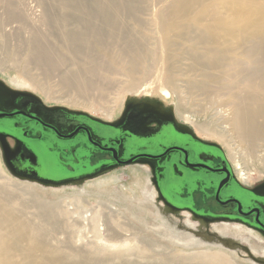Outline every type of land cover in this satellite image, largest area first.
<instances>
[{
	"label": "bare ground",
	"instance_id": "obj_1",
	"mask_svg": "<svg viewBox=\"0 0 264 264\" xmlns=\"http://www.w3.org/2000/svg\"><path fill=\"white\" fill-rule=\"evenodd\" d=\"M42 1L51 2L50 6L47 5L46 9L38 6L41 8L37 10V5L29 0H0V35L5 39L15 35L17 45L30 42L22 51L23 56L28 53L27 62L49 69L53 75L59 72L65 82L82 83L90 90H97L100 85L103 86V81H108L116 86L126 85V92L134 93L147 83L148 88L154 89L163 98L178 102L176 116L186 122L189 118L186 115L193 113L187 107L185 109L180 94L173 97L178 90L176 80L181 75L178 74L181 69L179 48H184L183 53H187L192 61V65H187V71L196 73L192 70L199 69L201 73L199 80H189L185 83L186 87L203 92L213 104H219L216 106L219 108L218 126L213 121H195L194 124L190 122L193 128L205 139L216 141L223 147L236 177L245 186L251 185V176L264 175V0H162L154 20L158 31V40L154 41L157 44H151L154 42L151 41L153 35L145 38L133 36L130 30L128 32L122 27L125 21L122 20L123 24L119 22L124 16L137 18L133 9L145 0ZM49 22L57 23L56 27L43 33L40 26L43 29ZM69 22L76 30H63L65 26L71 27ZM115 47L119 48V52H113ZM6 62L7 57L0 53V72ZM158 64L162 70L156 73L157 76L151 75V69L147 68ZM124 72L128 74L125 83L117 79ZM9 80L13 86L29 87L22 81ZM111 118V113L105 117L106 120ZM216 127L222 131H216ZM131 174L138 178L141 172L133 171ZM2 185L0 205L13 201L12 193L29 196L30 202L35 200V204L40 202H36L37 196L34 197L29 189L11 185L13 192L6 188L7 184ZM105 209V220L111 221L115 211L112 207ZM126 226L130 229L134 227L131 223ZM227 226L219 224L211 229L231 235ZM129 228L120 225L111 229L106 226L105 233L108 238L125 239L128 237L126 233L131 232ZM34 229L12 213H0V261L9 253H15L24 256L25 264H67L62 262L71 257L76 259L73 264H141L130 263L126 259L130 252L120 254L121 250L119 254L115 253L113 261L102 257L103 252L94 253L91 258V255L87 256L91 253H81L83 250L74 256L62 248H49L41 242L38 230ZM25 241L27 244L23 246ZM115 254L112 253V256ZM193 255L187 258H179V255L173 260L144 261V264H233L221 252Z\"/></svg>",
	"mask_w": 264,
	"mask_h": 264
},
{
	"label": "rangeland",
	"instance_id": "obj_2",
	"mask_svg": "<svg viewBox=\"0 0 264 264\" xmlns=\"http://www.w3.org/2000/svg\"><path fill=\"white\" fill-rule=\"evenodd\" d=\"M29 1L33 2V5L35 4L37 7L41 6L43 8L47 7V5L50 6L51 3H43L42 0ZM161 4L162 0H145L139 2L137 8L133 9L138 19L135 16L134 19L130 18L131 16H126L125 18L123 15L124 18L121 17L119 22L123 24V21H125V26L122 25V27L128 32L131 31L130 33L133 36L139 35V37L142 36L143 38L144 36L145 38L146 36L151 37L153 35L151 37L153 40L151 41L158 40V31L156 30V25H154L156 22L154 20H156V10L160 8ZM41 7H38L37 10ZM151 13L154 14L152 15ZM151 22L153 23L150 24ZM52 23H45L43 29L40 26L41 31L43 33L51 31V28L56 27L54 25L57 24L55 22ZM68 24L71 27L65 26L63 30H76L75 26H72L70 22ZM129 26L133 27L130 28ZM154 26L155 29H153ZM19 34H22V32ZM12 37L5 39L0 35V53L7 57L8 60L6 66L1 68L3 71L0 72V79L15 90L35 98L47 108L87 115L105 123L118 120L128 104L143 105L163 111L165 109L173 110L175 112V107L178 102L163 98L154 89L148 88L147 83L138 92L134 93L126 92L128 88L126 85L116 86L115 83L111 84L108 81H103V86L100 85V88H97V90H90L82 83H67L63 80L59 72L57 75H53L49 69L27 62L28 53H25V56H23L22 54L24 52L22 51L30 45V42L19 43L17 45L15 35ZM154 43L157 44V41L151 44ZM112 50L113 52H119L118 47ZM179 50L180 54L179 52L178 54L181 59L179 64L181 69L178 71V74L181 73V75L179 74L176 80L178 81L176 82L178 90L176 91L177 94H173V97L180 94L179 98L185 109L187 107V110L193 113L192 115H186L189 118H187L188 121L185 123L194 127L192 124L195 121H207L209 123L213 121L218 126L219 108L216 106L219 104H213L208 99V95H203V92L191 91L190 88L188 89L186 87L185 83L189 80H199L201 73L199 69L192 70L196 73L187 71V67L192 61L189 60L190 58L187 53H183L184 48H179ZM14 53L20 54L15 57L13 56ZM154 66L148 67L147 69H151L149 70L151 75L157 76L160 69L162 70V66L159 64ZM121 75L123 78L117 76V79H121L123 83L126 80L128 81L127 73L124 72ZM9 78L22 81L28 84L29 87L13 86ZM108 113L112 114L111 120L105 119ZM215 118L218 120H215ZM216 128V131H222L219 129L220 127ZM193 129L199 138L217 145L226 153L218 142L205 139L195 128ZM254 149L257 150V148ZM82 161L87 162L85 159ZM133 171L141 172V175L135 178L131 174ZM263 178L264 175L258 177L255 174L251 176V184ZM110 179H112L109 181L110 183L108 181L104 182V180ZM67 183L55 186V184L39 183L13 174L1 157L0 146V185L7 184L6 188L13 192L14 190L11 188V185L29 189L34 197L35 195L37 196L35 197L36 202H41V204L40 202L35 204V200H31L30 202L29 196L12 193L14 200L1 204L0 213H12L22 221L25 220V223L28 222L31 224L35 228V231L38 230L37 232L40 234L41 242L49 248H62L74 256L77 252L83 250L81 253L88 254L90 252L91 254L87 256L90 257L91 255V258H93L94 253H104L102 257H105L107 260L112 259L113 261L115 260L114 257L116 254H119L121 250L120 254H128L130 252V256H126V259L130 263L135 262L141 264L147 261H160L163 258L173 260L178 258L179 255V258H182V256L183 258H187L194 256L193 254L196 255L197 253L201 254L204 252H221L226 254L233 261V264H264V241L257 234L232 223L220 222L209 225L202 221H191L187 215L164 207L153 188L151 179L144 168L140 166L120 168L105 172L99 176L87 177L73 183L70 182V184ZM108 207H112L116 214L111 217V221H106L104 216L106 212L105 208ZM40 214L41 216L44 214L42 216L43 218H41ZM122 217H125L128 221H125ZM128 223H131L134 227L130 229L126 226ZM219 224L228 225L226 229L230 230L231 235H223L220 232L212 231V226ZM120 225L130 229L131 232L126 233L128 236L126 237L127 239L117 240L106 236V226L113 229ZM193 226L194 229H192ZM23 244H25L23 246H26V241ZM123 249L125 252H122L124 251ZM126 249L127 251L131 249V251L126 252ZM112 253L116 254L112 256ZM139 253H141L140 257ZM145 257L146 259H144ZM26 262L22 254L9 253L4 260L0 261V264H25ZM62 263L73 264L76 263V259L75 257H71L69 260L64 259Z\"/></svg>",
	"mask_w": 264,
	"mask_h": 264
},
{
	"label": "flooded vegetation",
	"instance_id": "obj_3",
	"mask_svg": "<svg viewBox=\"0 0 264 264\" xmlns=\"http://www.w3.org/2000/svg\"><path fill=\"white\" fill-rule=\"evenodd\" d=\"M0 146L13 174L50 185L140 166L164 207L240 225L264 241V178L242 184L225 153L173 110L128 104L105 123L47 108L0 79Z\"/></svg>",
	"mask_w": 264,
	"mask_h": 264
},
{
	"label": "water",
	"instance_id": "obj_4",
	"mask_svg": "<svg viewBox=\"0 0 264 264\" xmlns=\"http://www.w3.org/2000/svg\"><path fill=\"white\" fill-rule=\"evenodd\" d=\"M129 162H131V160L128 161L127 163H129ZM63 184H66V182H61V183L58 182V183L55 184V186H60V185H63Z\"/></svg>",
	"mask_w": 264,
	"mask_h": 264
}]
</instances>
